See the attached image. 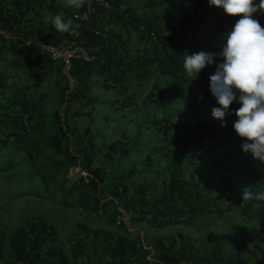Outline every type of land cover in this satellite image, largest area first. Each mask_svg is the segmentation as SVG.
<instances>
[{
	"label": "trees",
	"instance_id": "16d2710c",
	"mask_svg": "<svg viewBox=\"0 0 264 264\" xmlns=\"http://www.w3.org/2000/svg\"><path fill=\"white\" fill-rule=\"evenodd\" d=\"M149 1L150 4L168 2L173 11L143 19L133 16L128 9L130 17L126 19H134L139 24L138 29L140 25L144 27L139 31L145 46L138 56L113 43L110 31L101 27L99 32L94 31L98 15L106 11L103 7L98 6L96 15L80 26L88 48L98 55V60L93 63L81 59L73 61L70 71L73 86H70V78L60 72L62 85L52 117L54 125L48 128L46 120L41 119L44 116L36 114L43 99H36L33 92L44 84L52 65L41 44L32 40L34 29H28L23 23L31 20L32 12L38 17L42 9L48 8L53 13L62 8L57 5L45 8L47 0H0V28L16 36L5 40L0 35L2 62L6 60V66L11 69L25 68L29 81L25 84L18 80L10 82V77H19V71L8 74L0 64V114L8 116L6 120L0 119V134L5 137V140L0 138V144H7L11 138L17 142L23 140L21 146L26 149L24 138L40 129L49 140L52 156L49 178L54 180L58 174L63 175L61 187L64 189L57 201L68 204L70 199L78 214L75 229L65 237L57 224L38 216L5 230L0 227V264H264L261 258L264 248L247 226L240 230L241 240L235 242L237 249L245 252L240 257L226 256L219 246L202 252L194 247L188 235L172 231L179 224H192L199 215L223 213L234 207H239L246 217L258 216L264 220V201H243L241 193L244 187L253 192L264 190V162L231 142L230 132L237 119L234 112L223 121L212 116V109L198 106L183 112L173 107L164 109L163 114L157 110L146 112L145 101L155 104L162 97L157 83L141 103L135 102L137 95L130 91L128 71L132 70L142 83L152 74L147 65L156 63L160 74L177 78L184 73L183 61L188 50L202 45L206 31L218 29L225 34L231 30L208 23L213 7L208 0ZM83 7L84 3L79 9L65 10V20L72 19L75 27L79 21L74 12ZM258 13L253 14L254 19L264 22V14ZM239 17L231 16L233 26ZM50 28L54 30L53 26ZM56 34L58 36L50 32L42 41L58 43L68 37V33L56 31ZM94 78L96 86L103 90H116V98L110 101L112 105L118 104L124 110L134 104L135 111L140 110L142 121L134 136L108 140L101 131H93L99 101L88 98V94ZM229 107L237 109L240 104L233 102ZM61 109L65 110L64 118L60 116ZM78 116L83 118H76ZM85 117L89 118V124L80 131L79 125ZM150 129L161 135L147 136ZM157 139L163 142L158 144ZM220 147L230 149L232 163L240 162L244 171L241 177L227 174L225 166L222 168L226 162L214 157ZM125 160L129 161L128 165L115 175L117 165L122 166ZM214 163L216 193L206 189L205 183L211 176L187 178L189 168H206ZM75 167L82 168L86 174L79 175L68 185V174ZM102 200H105L104 217L98 211ZM120 206L132 214L134 225L145 223V229L130 232L123 225H117ZM148 245L154 247L153 254L146 248Z\"/></svg>",
	"mask_w": 264,
	"mask_h": 264
},
{
	"label": "rangeland",
	"instance_id": "374dc122",
	"mask_svg": "<svg viewBox=\"0 0 264 264\" xmlns=\"http://www.w3.org/2000/svg\"><path fill=\"white\" fill-rule=\"evenodd\" d=\"M255 2H259V0H255ZM217 9L220 10V8ZM218 12L219 13L216 14V21H218V24L216 25L222 28H226L228 26V29H232L233 24H230L232 21L231 16L225 14L222 8L221 11ZM208 19L212 20L211 23H214L213 20L215 19V16L212 18L209 17ZM216 31L220 32L218 29ZM220 35L222 37L224 36L223 33H220ZM203 37L204 36H202V38ZM204 38H206V41H203L202 44L204 45L203 51L219 53L222 50L223 41L215 44L213 43V40L211 41L207 39L209 37ZM211 42V45H207ZM192 49H195V47H192ZM195 52L199 51L195 50ZM192 53L194 52L192 51ZM214 60L216 63H220L222 62L223 58L219 55H216ZM216 63L213 65H207L201 70L195 79L189 77L186 72L177 78L156 75L151 80L149 79L146 85L142 87V90L138 92L139 100L135 99V102L138 101V103H141L143 97H145V95H147V93L152 90L155 82H158L159 87L157 90L159 93H161L162 97H160L155 104L149 100L145 101L144 109L146 112L157 110L160 114H163L164 109L168 107H173L180 112L188 109L191 110L193 106L210 109L217 107L219 105L210 91L209 80V77L215 72ZM0 64L3 66V69L6 72L9 71V67L6 66V60L2 62V58H0ZM20 72L21 74L19 73V77L11 79L10 82L18 80V82L21 84L28 83V76L24 75L22 70ZM47 79L48 80L46 81L45 85H47V87H53L54 90L45 91L47 97L46 99L44 98L42 100L43 103L40 108L37 109L36 114L43 115L44 118H51L46 121L47 127L51 128L52 125H54L52 117L56 107L55 105L57 104L58 100L53 99L54 96H56L55 94L57 91L54 87L56 84V78L54 77V74L49 75ZM33 95L36 99L39 98L36 91L35 93L33 92ZM58 95L59 92L57 96ZM201 96L202 99H199L198 97ZM110 104L111 103L109 102L107 106H110ZM73 105L77 107L78 103H74ZM134 107L135 105L132 104L129 109L111 111L108 112L109 116L106 115V117L97 118L99 121L98 131H107L106 133L108 136H106L111 139L117 137L127 138L126 136H134L136 134V128L138 124L142 121V113L140 110L135 111ZM64 113L65 110L61 109V118H64ZM102 115L103 113H101V116ZM7 118L8 116L5 114H0V119L6 120ZM88 122L89 118H85L79 126V130L84 131ZM123 134H125V136ZM148 135L157 138V136H160L161 134L153 129H150L147 131V136ZM2 136L3 135L0 134V138L5 140V137ZM230 140L234 146H242L243 138H240L237 135L233 125L230 132ZM22 141L19 140V142H17L11 138L7 144H0V227L5 230L10 225L14 226L19 223H23L30 217L38 216L46 218L57 224L61 235L65 237L71 234V232L75 229L78 221V214L76 211H74V207L72 205L73 201L70 199L68 204L67 202L61 204L57 201L61 190L64 189L61 187L63 186V175L62 173L58 174L57 179L54 178V180L49 178L48 168H50L49 170L52 172V156L49 148V140L43 137L42 132L39 129L38 131L30 133V135L24 138L26 149L22 148ZM162 142V139H157L158 144H161ZM229 153V148L220 147L216 149V153L213 155L219 161L226 162V164H222V168L225 166L227 174L237 177L239 176L238 172L239 170H242V167L238 161V163H232L233 160L230 159ZM143 154H145V152ZM143 156L144 155H139L140 158ZM53 160L55 159L53 158ZM128 163L129 161L125 160L122 166L118 167L116 164L117 170L114 174H120L121 171L128 165ZM215 166L216 164L214 163L210 164L206 168H189L186 171V176L189 179H191L193 176H195L196 179L205 176H211V180L205 183L207 186L206 189L209 192L210 190L214 189L216 184L214 179L215 175H213L215 174L216 170ZM80 173V171H75L72 173L69 172L67 177L68 185H70L73 180H76ZM59 207L65 210H59ZM105 214L106 212L104 211L102 216L104 217ZM198 218L201 219L198 220ZM210 220L211 219H206V217L202 215L201 217L194 219L193 225L197 228L207 231L208 227L212 223ZM235 254L236 251L234 250L233 255Z\"/></svg>",
	"mask_w": 264,
	"mask_h": 264
},
{
	"label": "clouds",
	"instance_id": "9594fccd",
	"mask_svg": "<svg viewBox=\"0 0 264 264\" xmlns=\"http://www.w3.org/2000/svg\"><path fill=\"white\" fill-rule=\"evenodd\" d=\"M64 3L79 9L84 0H64ZM208 4L240 18L224 34L225 43L219 53L201 50L185 55L184 71L195 79L207 65L216 63V55L223 58L209 77L210 91L219 105L212 108V116L223 121L234 112L237 119L233 128L243 138L242 150L264 162V27L253 18L254 13L264 14V0L258 4L254 0H208ZM45 21L61 34L71 33L74 28L73 20H65L62 14L46 16ZM233 102L240 107L231 109ZM241 193L243 201H264V190L253 192L244 187Z\"/></svg>",
	"mask_w": 264,
	"mask_h": 264
},
{
	"label": "crops",
	"instance_id": "0c3cea01",
	"mask_svg": "<svg viewBox=\"0 0 264 264\" xmlns=\"http://www.w3.org/2000/svg\"><path fill=\"white\" fill-rule=\"evenodd\" d=\"M120 2H122L123 4H126V6L131 10L133 16L140 17L143 19L144 18L151 19L152 16L155 14L163 15L167 12L173 11V7H171L168 2L155 1L152 4L149 3L150 2L149 0H120ZM48 5H51V7L57 5L60 8H62V11L50 13L47 8ZM44 7L47 9H42L43 11L42 10L40 11L41 12L40 16L36 17L35 13L32 12L31 15L29 16L31 20L30 21L28 20L26 23H23L24 25H27L28 29H34V35H33L32 40L36 41L39 44H42L45 42V41H42L43 36L50 32L51 34H55V36H58V34H56V30L54 29L55 30L54 31L53 29L50 28L52 24L50 22L45 21L46 16H49V15L55 16L56 14H62L63 17H65V12H64L65 10L70 9L71 11H73L75 9V8L66 6L64 3V0H47V2L44 3ZM217 8L218 7L213 6L211 7V10H210L209 17L212 18L213 16H215V19L213 20L214 23H211L212 20L208 19V21L210 22L208 23L211 24L213 27H219L218 25H216L218 24V21H216V14L219 13L218 11H221V8L220 10H218ZM38 10H40V7H38ZM258 15H260V13H258ZM97 22H98V26L94 28V31L97 30L99 32L98 28L100 27L107 32L110 31V33L113 34V38L110 37L113 40V43H116L117 45L119 44L120 48H123V47L128 48L131 51L132 55L134 56H138L141 54V49L145 46V43L142 42L141 33L139 31L140 29L137 28L139 24L134 19L127 20L124 16L121 17V15L117 13L115 8H113L111 10L102 11L97 17ZM260 24L261 26L264 27V22ZM42 28L44 31L42 30ZM206 28L210 29L208 28V26ZM226 28L228 29L229 27L227 26ZM216 30H214L213 32L206 31L202 36L209 37L207 39L211 41L213 40L214 41L213 43L215 44L222 42V41L224 43L225 41L223 37L220 35V32H217ZM105 37H108V36L105 34ZM204 37H203V41L205 42L206 38ZM64 38L65 37H63L60 42H67L68 37H66L65 39ZM211 44L212 42L207 45H211ZM195 50L196 51L204 50V45H197L195 49H189L187 54L191 55L192 51L195 52ZM3 57H4V53L2 52L0 53V58H3ZM50 61L52 65V72L49 75L54 74V77L56 78L55 79L56 84L54 85V87L57 90L55 94L56 96H54L53 99L58 100L59 95L57 96V94L58 92L60 93V90H61L60 85H62V82L60 83L61 64L59 62L52 61L51 59ZM147 68L152 71V74L146 76L142 80V83H140V81L137 79L136 77L137 75L132 73V70L128 71V74L130 75V82H131L130 91L136 92L137 100H139L138 92L142 90V87L146 85L149 79L151 80L156 75H163L164 77L170 76L169 74H160L157 70L156 63H150L149 65H147ZM21 70L23 71V74L27 76L26 69L23 67L19 68L18 70L9 68V71L8 72L5 71V72L8 74L10 73L14 74L16 73V71H19V73L21 74L20 72ZM183 72H185L184 69H183ZM49 75L46 76L44 84H42L38 88V90H36L39 98L41 97L42 99L44 98L46 99L47 95L45 91L54 90L53 87H47V85H45L46 81L48 80L47 78L49 77ZM12 78L13 77H10V80ZM171 78H174V77L171 76ZM95 81L96 79L94 78L92 80L93 84L91 86L92 87L91 90L89 91L88 98L93 97V99L99 101L98 102L99 104L97 103V108L94 113L95 122L92 124L93 131L99 132L100 131V130L98 131L99 121L97 120V118H103V117H106V115L109 116L108 112L118 111L122 109H120L118 104L116 105L110 104V106H107L110 101L116 98L117 96L116 90L113 88L108 91L103 90L101 87L96 86ZM155 83L158 84V82H155ZM70 86H73V84L70 83ZM69 91H72V90H69ZM88 98L85 101H87ZM101 113H103L102 116H101ZM76 118L81 119L83 117L81 116L79 118L78 116ZM85 118H88V117H85ZM41 119L48 121L51 118H41ZM88 124L89 122L87 123V125ZM101 132L105 134L106 139L108 140L114 139V138L111 139L107 137L108 136L106 133L107 131H104V132L101 131ZM75 171H80L81 172L80 175L86 174V172H84L83 169L80 167H75L70 170L71 173ZM238 174L239 176L234 177V178L241 177L244 174V171L239 170ZM214 189H215V186H214ZM214 189L210 190L209 192L216 193ZM203 215L206 217V219L209 218L211 219L210 221H212L207 231L201 228H197L196 226L193 225V223L190 225L179 224L177 225V228H174V230L172 231L180 232V233H184L188 235L189 239H192L194 247L202 252L207 251V250L208 251L212 250L213 248L219 246L222 248L226 256L231 255L234 257H240V256H244L245 252L238 250L235 242L237 240H241L242 236L240 234V230L242 229V227L247 226L249 227V229H251L252 235L255 237V239L264 248V220L260 219L258 216H249V217L247 216L246 217L244 216V214L242 213V210L239 207H234L232 209L224 211L223 213L212 212V213H207ZM201 216L202 215H199L197 217H201ZM200 219L201 218H198V220ZM136 228H137V231L138 230L143 231V229H145V223L138 222L136 224ZM168 230H170V228H168ZM156 232L157 231H154L153 233H156ZM234 250L236 251L235 255H233ZM261 258L264 261V251L261 253Z\"/></svg>",
	"mask_w": 264,
	"mask_h": 264
},
{
	"label": "built area",
	"instance_id": "2783aa9c",
	"mask_svg": "<svg viewBox=\"0 0 264 264\" xmlns=\"http://www.w3.org/2000/svg\"><path fill=\"white\" fill-rule=\"evenodd\" d=\"M98 6H101L106 10L115 8L120 15H123L125 18L130 17V13L128 11L129 8L126 4H115L113 0H84V7L82 10L74 12L75 19L79 21V27H74L73 31L68 33L67 42H44L41 44L42 51L47 54L52 61H56L61 64V72L70 78L71 84L74 83L73 78L70 75L74 60L81 59L88 63H93L98 60V55L93 53L88 48L87 38L84 34H82V30L80 28L83 23L90 21L94 15H96ZM143 28V25H140V29L143 30ZM0 35H2L5 40H12L16 38L12 32L6 31L2 28H0ZM104 203L105 201L102 200L99 204L100 207L98 211L101 215L104 214ZM119 210L120 213L117 215L116 224L123 225L130 232L137 231L136 225H134L132 221V214L121 206L119 207ZM146 248H148L152 254L155 252L152 245H148Z\"/></svg>",
	"mask_w": 264,
	"mask_h": 264
}]
</instances>
